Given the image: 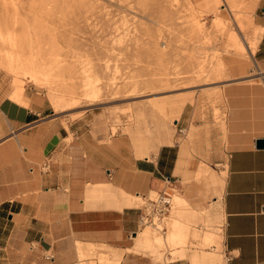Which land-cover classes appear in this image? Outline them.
<instances>
[{"label":"rangeland","instance_id":"1","mask_svg":"<svg viewBox=\"0 0 264 264\" xmlns=\"http://www.w3.org/2000/svg\"><path fill=\"white\" fill-rule=\"evenodd\" d=\"M261 17L260 0H0V84L34 93L92 133L126 137L137 156L204 136L206 160L194 179L212 187L211 174L225 175L232 148L223 140L233 109L227 88L262 85L251 62ZM158 193L134 195L136 205L145 212ZM170 204L161 225L140 222L129 251L158 264L194 263L176 247L217 256L220 221ZM115 259L121 256L98 246L76 264Z\"/></svg>","mask_w":264,"mask_h":264},{"label":"crops","instance_id":"2","mask_svg":"<svg viewBox=\"0 0 264 264\" xmlns=\"http://www.w3.org/2000/svg\"><path fill=\"white\" fill-rule=\"evenodd\" d=\"M255 45L251 62L262 85L227 88L233 109L223 140L232 148L225 175L211 174L212 187L194 179L206 160L204 136L137 156L126 137L92 133L34 93L0 84V264H76L98 246L119 254L120 262L110 260L116 264H158L129 251L142 216L134 195L154 190L170 195L176 212L187 204L196 219L220 221L217 256L176 247L193 255L192 264H264V148L255 146L264 139V33Z\"/></svg>","mask_w":264,"mask_h":264},{"label":"built area","instance_id":"3","mask_svg":"<svg viewBox=\"0 0 264 264\" xmlns=\"http://www.w3.org/2000/svg\"><path fill=\"white\" fill-rule=\"evenodd\" d=\"M157 196L158 197L156 199H148L145 212L142 211L140 222L145 220L147 223L151 224L153 216L150 214V211H152L154 216L159 220L163 219L164 215L169 211V195L164 193V191H159Z\"/></svg>","mask_w":264,"mask_h":264},{"label":"bare ground","instance_id":"4","mask_svg":"<svg viewBox=\"0 0 264 264\" xmlns=\"http://www.w3.org/2000/svg\"><path fill=\"white\" fill-rule=\"evenodd\" d=\"M247 42L246 41H243V43L242 44H246ZM252 47V46H251ZM251 53V52H250ZM8 66L9 67H12V64H11V62H8ZM17 70V69H16ZM31 75V79L34 81V82H36L37 81V77L36 76H34V75H32V74H30ZM171 186H173L172 184H170ZM175 192V191H174ZM165 193V192H164ZM167 194V193H166ZM158 197V196H157ZM156 197V198H157ZM155 198V199H156ZM169 200H170V196H169ZM170 206H171V204H170ZM150 214H152V216H153V218H152V222H151V224L152 225H154V227H156V223L159 225H161V222H162V219H158V218H156L155 216H154V214H153V212L152 211H150ZM142 223L143 224H145V223H147L145 220H142Z\"/></svg>","mask_w":264,"mask_h":264},{"label":"water","instance_id":"5","mask_svg":"<svg viewBox=\"0 0 264 264\" xmlns=\"http://www.w3.org/2000/svg\"><path fill=\"white\" fill-rule=\"evenodd\" d=\"M255 146L257 148H264V139H258L255 141Z\"/></svg>","mask_w":264,"mask_h":264}]
</instances>
